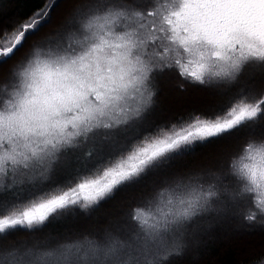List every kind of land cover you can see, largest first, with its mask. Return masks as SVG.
Segmentation results:
<instances>
[{
	"label": "snow or ice",
	"instance_id": "6c2138e0",
	"mask_svg": "<svg viewBox=\"0 0 264 264\" xmlns=\"http://www.w3.org/2000/svg\"><path fill=\"white\" fill-rule=\"evenodd\" d=\"M57 7L0 29V264H175L264 227V0H64L46 31ZM165 77L211 102L158 111ZM121 197L106 227L17 240Z\"/></svg>",
	"mask_w": 264,
	"mask_h": 264
},
{
	"label": "trees",
	"instance_id": "16d2710c",
	"mask_svg": "<svg viewBox=\"0 0 264 264\" xmlns=\"http://www.w3.org/2000/svg\"><path fill=\"white\" fill-rule=\"evenodd\" d=\"M47 2L51 3L52 0H47ZM45 3L46 0H0V29H11L16 22L43 9ZM56 4H59L60 7L54 8L50 13L52 22L46 27V31L54 30L61 22L64 0H56ZM178 84L179 82L172 78L161 79L154 96L158 111L186 114L211 102L212 99L205 101L208 96L206 93L187 85H185V90H181ZM173 95H177L179 99L173 98ZM194 103H199V106L197 107ZM228 150L227 144L221 145L203 160L197 158L196 162H211L216 152H227ZM129 195L134 196L135 194ZM127 202L128 197H121L118 200L103 203L95 210L90 219H85L82 216L59 218L52 221L42 233L33 236L28 232L19 235L17 240L28 244L33 241L44 243L106 227V221ZM216 227H219L220 231H215ZM238 228L240 225L237 223L214 226L212 238L203 239L194 250L176 257L175 264H264V227L257 226L252 231L241 230L239 235H235V230ZM225 231L232 238L223 237L222 234Z\"/></svg>",
	"mask_w": 264,
	"mask_h": 264
},
{
	"label": "rangeland",
	"instance_id": "374dc122",
	"mask_svg": "<svg viewBox=\"0 0 264 264\" xmlns=\"http://www.w3.org/2000/svg\"><path fill=\"white\" fill-rule=\"evenodd\" d=\"M61 11V10H60ZM207 99H205V101L211 100L212 98L210 96H206ZM173 98L175 99H179V97L177 95H173ZM194 105H197V107L199 106V103H194ZM200 107V106H199ZM227 230V229H224Z\"/></svg>",
	"mask_w": 264,
	"mask_h": 264
}]
</instances>
